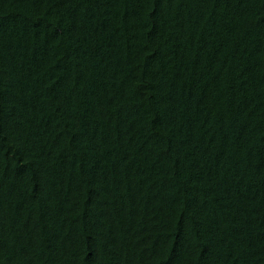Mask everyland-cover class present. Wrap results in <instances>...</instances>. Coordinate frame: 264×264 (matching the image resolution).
I'll return each instance as SVG.
<instances>
[{
	"label": "trees",
	"instance_id": "trees-1",
	"mask_svg": "<svg viewBox=\"0 0 264 264\" xmlns=\"http://www.w3.org/2000/svg\"><path fill=\"white\" fill-rule=\"evenodd\" d=\"M0 264H264V0H0Z\"/></svg>",
	"mask_w": 264,
	"mask_h": 264
}]
</instances>
